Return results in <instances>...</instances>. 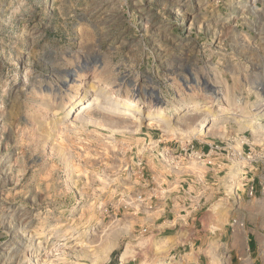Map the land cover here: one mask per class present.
I'll return each mask as SVG.
<instances>
[{
  "label": "rangeland",
  "instance_id": "obj_1",
  "mask_svg": "<svg viewBox=\"0 0 264 264\" xmlns=\"http://www.w3.org/2000/svg\"><path fill=\"white\" fill-rule=\"evenodd\" d=\"M129 99L139 114L113 112ZM263 99L264 0H0V264H187L123 228L141 156L195 137L264 147Z\"/></svg>",
  "mask_w": 264,
  "mask_h": 264
},
{
  "label": "crops",
  "instance_id": "obj_2",
  "mask_svg": "<svg viewBox=\"0 0 264 264\" xmlns=\"http://www.w3.org/2000/svg\"><path fill=\"white\" fill-rule=\"evenodd\" d=\"M159 149L167 155L159 158ZM141 158L138 196L121 216L126 233L183 250L187 264H264V147L195 137L148 148Z\"/></svg>",
  "mask_w": 264,
  "mask_h": 264
},
{
  "label": "bare ground",
  "instance_id": "obj_3",
  "mask_svg": "<svg viewBox=\"0 0 264 264\" xmlns=\"http://www.w3.org/2000/svg\"><path fill=\"white\" fill-rule=\"evenodd\" d=\"M85 65V64H84ZM88 69L87 65L86 66H83V68H81V66H77L76 69L73 70V72L71 73V75H75V77L77 76L78 77V72L79 71H82V70H86ZM74 80H78V78H75ZM82 80V79H81ZM80 81V80H79ZM203 86V85H202ZM205 86V85H204ZM203 86V87H204ZM102 90L105 89L104 88H101ZM218 92V91H217ZM212 93H216V89H213L212 90ZM148 96L149 98L151 99V101L153 102H156L158 103V100H159V95H157L156 93L154 92H148ZM171 100V99H170ZM170 100L169 103H170ZM101 101H105V100H101ZM124 103L121 105H116V107H114V110L113 112L115 113H122V114H127V115H135V114H139L140 112L138 111L139 109V106H137V108L135 107V105H137V101L135 99H129V100H124L123 101ZM108 104V103H107ZM195 104H198L197 101H194V100H188V101H185L183 102L182 104L180 105H174V106H171L170 108H168L167 110H164V108L162 107H154V108H147L148 110L146 111V116L143 117V118H148V117H151L153 115H160V116H163L164 114H166V112L168 111H171V114L173 113H176V112H179V111H183V109L185 108H188L190 106H193ZM215 102L214 101H211L210 104L206 105L205 106V109L214 105ZM262 104H264V99H263V102ZM199 105V104H198ZM92 107V104L91 102L88 100L86 102H83V103H80L78 106H77V109H76V113L75 115H79L85 111H87L88 109H90ZM104 109H109V106H105ZM111 109V108H110ZM166 109V108H165ZM165 111V112H164ZM142 113V112H141ZM239 119L238 120H241V121H244V119L247 118L246 115H243V114H236ZM143 116V115H142ZM137 117V116H136ZM216 116H208L207 119L209 120H213L215 119ZM140 119H143L142 117H139ZM245 122V121H244ZM248 124V123H247ZM205 123L201 122L198 126V128L200 127H204L205 128ZM253 125V124H252ZM156 126L159 127V128H164L167 126L166 124V121L163 119L161 121H158L156 122ZM122 258H125V255H124V252H122L121 256H120V259Z\"/></svg>",
  "mask_w": 264,
  "mask_h": 264
},
{
  "label": "built area",
  "instance_id": "obj_4",
  "mask_svg": "<svg viewBox=\"0 0 264 264\" xmlns=\"http://www.w3.org/2000/svg\"><path fill=\"white\" fill-rule=\"evenodd\" d=\"M218 147H219L218 144H216V145L213 146L214 149H217ZM235 154H237V153H235ZM235 154L233 153V154H231V156H232V155H235ZM250 190H252V187H251V186H250ZM143 231H146V230L143 229Z\"/></svg>",
  "mask_w": 264,
  "mask_h": 264
}]
</instances>
